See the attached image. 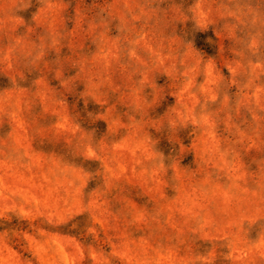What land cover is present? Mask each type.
I'll return each mask as SVG.
<instances>
[{
  "label": "rangeland",
  "instance_id": "rangeland-1",
  "mask_svg": "<svg viewBox=\"0 0 264 264\" xmlns=\"http://www.w3.org/2000/svg\"><path fill=\"white\" fill-rule=\"evenodd\" d=\"M0 264H264V0H0Z\"/></svg>",
  "mask_w": 264,
  "mask_h": 264
}]
</instances>
